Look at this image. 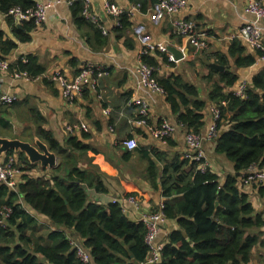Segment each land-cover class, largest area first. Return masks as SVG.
<instances>
[{
    "label": "trees",
    "instance_id": "trees-1",
    "mask_svg": "<svg viewBox=\"0 0 264 264\" xmlns=\"http://www.w3.org/2000/svg\"><path fill=\"white\" fill-rule=\"evenodd\" d=\"M127 1L138 5L141 12H146L157 2ZM36 2L0 0V15L8 20L16 41H28L35 24L33 21L15 23L8 14L9 10L19 8L26 11ZM70 9L75 23L86 27L84 37L89 46L93 49L104 46L107 35L98 25L82 17V0H72ZM130 17L126 13L120 14L119 25L112 24L110 32L120 38L131 26ZM15 40L5 37L0 29V59H5L16 48ZM243 50L241 42L233 40L228 54H219L214 61L223 65L224 70L206 64L205 77H200L201 91H207L206 99L219 110L214 151L230 161L234 171L220 183L218 175L210 167L200 169L203 159L192 161L178 155L167 162L164 172L169 174L161 178L165 197L162 212L166 221L176 222L177 228L162 242L157 264H248L253 248L264 245V232L260 230L264 227V216L254 210L240 187L248 169L264 163V63L246 83L244 95H235L233 87L239 82L237 70L251 66L261 55L259 52L256 55L243 54ZM140 58L154 67V76L165 91V99L178 125L186 132L192 130L199 133L208 102L203 99L198 87L186 80L182 71L168 76L157 71L162 63L175 64L168 61L164 52L154 49ZM9 70L26 71L29 76L35 77L45 72V66L36 56L23 55L10 63ZM16 104L18 100L11 106ZM103 105L106 106V103ZM28 114L30 122L40 124L43 121V116L32 107L28 108ZM0 125L5 128L10 124L0 118ZM39 134L57 157V166L51 170L49 177L30 175L28 172L37 168V164H31L24 152L10 150L4 157H14L22 175L20 179L18 175L16 190L0 183V264L146 263L150 251L144 241V224L129 220L123 206L117 202L103 204L92 199L81 186L85 184L99 193H107L101 173L85 156L89 145L71 135L59 143L44 128ZM171 138L165 139L169 141ZM147 171L150 177L155 178L156 168L151 161ZM252 185L264 196V182ZM128 196L141 200L135 193H127ZM20 199L23 201L19 202ZM23 202L47 216L56 226V230L46 235L49 244L39 243L35 238L36 223L33 215L23 207ZM58 227L71 230L81 240V247L90 256L89 262L77 257V247L71 245L67 231ZM253 229L256 231L253 232ZM26 230H29L27 235Z\"/></svg>",
    "mask_w": 264,
    "mask_h": 264
},
{
    "label": "crops",
    "instance_id": "crops-1",
    "mask_svg": "<svg viewBox=\"0 0 264 264\" xmlns=\"http://www.w3.org/2000/svg\"><path fill=\"white\" fill-rule=\"evenodd\" d=\"M50 1L51 6L47 10L46 21L41 26L35 25L30 33V39L26 42L15 40L8 20L4 15H0V29L4 36L17 42L16 48L6 56L5 60L13 62L23 55H34L45 66L47 79L50 73L57 70L72 78L85 63L106 65L110 71L109 75L101 80L102 99L86 89L80 96L67 100L62 97L59 87L47 79L18 80L0 72V95H14L18 100L15 106L0 107V118L10 124L5 128L0 125V137L19 138L24 141H32L33 137H37L46 144L39 134L41 128L48 130L59 143H63L69 135L76 136L84 144L89 145L85 156L101 173L107 188L106 194L112 198L121 199L123 212L129 220L139 221L142 213L157 208L165 201L161 178L169 174V172H164L167 168L166 164L178 155L182 158L186 148L185 133L187 130L178 125L165 95L152 93L140 85L136 66L139 63L143 44L138 38L139 35L142 38H151L150 43L153 45L163 44L166 47L173 45L183 53V58L178 63L174 65L162 63L157 71L166 76L182 71L186 80L198 87L201 96L208 102L203 125L199 131L203 137V150L207 165L218 175L220 183L225 181L227 174L233 173V164L223 155L216 153L213 140L206 138L207 129L212 122V104L206 99L207 91L200 89V77L202 75L205 77L206 64L215 63V58L219 54H228L233 40L241 42L244 47L243 54L256 55L258 52L242 38L231 36L237 34L245 23L254 20V16L245 11V5L249 0H186L187 6L179 15L193 19L198 29L206 33L207 47L198 51H194L186 39L176 35L167 16L157 14L152 6L146 12L135 10L130 17V28L120 38H117L113 32H110L112 22L104 12L103 5L107 0H90L92 11L101 17L108 31L107 43L100 48L93 49L84 37L86 27L75 23L70 4L66 1L56 4L55 0ZM109 1L120 7L131 5L127 0ZM257 24L262 28V40L264 41V22L260 20ZM262 63L264 60L257 56L254 64L239 68L237 70L239 82L234 85L233 89L242 81L249 83ZM199 71L200 76L198 77ZM126 96L129 97L125 102ZM136 97L147 101L150 125H157L165 119L175 126V132L169 141H160L145 126L130 122L137 113L136 106L131 105L130 101ZM104 102L106 106L103 105ZM29 107L36 109L43 116L40 124L29 121ZM105 107L109 109L108 114L103 113ZM110 120L112 124H109ZM82 124L84 128L80 127ZM67 126H71L72 130H68ZM82 132L88 135H83ZM127 138L137 140L138 147L134 151H127L121 144ZM5 156L6 154L0 159ZM149 161L156 168L155 178L148 174ZM83 165L85 166L86 163ZM36 166L37 168L28 172L30 175L47 176L57 165L53 168L40 167L39 164ZM20 174H18L19 178ZM240 187L247 195L254 210L264 216V196H261L253 185L242 183ZM127 193L140 196L141 200L137 201L139 208H135L127 200ZM22 201L23 199L19 200V202ZM23 204V207L34 217L35 238L39 243L49 244L50 241L46 235L56 230V226L47 216L37 213L24 202ZM58 228L67 231L73 247L82 246L81 240L71 230L64 227ZM176 228L175 221L167 220L162 223L157 241L161 243L165 241L166 237ZM260 230L264 232V228ZM28 231L26 230V235ZM248 264H264V245H256L253 248Z\"/></svg>",
    "mask_w": 264,
    "mask_h": 264
},
{
    "label": "built area",
    "instance_id": "built-area-1",
    "mask_svg": "<svg viewBox=\"0 0 264 264\" xmlns=\"http://www.w3.org/2000/svg\"><path fill=\"white\" fill-rule=\"evenodd\" d=\"M66 1L68 4L72 0H55L54 3ZM51 6V1H37L35 6L22 11L19 8H11L8 12L17 24L23 21H33L36 26L44 24L47 18V10ZM187 6L186 0H157L152 6L153 10L161 15H166L169 19L173 32L186 39L189 46L194 50H202L207 47L206 33L201 31L197 27V23L190 18H183L179 13ZM105 15L110 17L112 24L119 25L118 17L122 13L132 15L135 10H139L138 5L131 4L129 7H120L119 5L109 0L104 2ZM245 11L254 16L253 21L245 23L238 31L237 34L231 35L232 37L242 38L251 48L259 50L261 53V60H264V41L262 40V28L257 24V21L262 20L264 22V0H249L245 5ZM82 17L91 22L97 24L102 33L106 35L108 33L106 27L101 24V19L98 14L91 10L90 0H82ZM143 47L140 50V57L142 54H146L148 51L157 49L158 51L167 54L168 61L178 63L179 60L175 59L167 47L163 44L153 45L150 43L151 38H142L138 35ZM182 60V59H180ZM9 65L5 59H0V72L13 79L25 80V81H38L47 79L46 72L31 77L26 71L14 70L9 72ZM109 67L103 64L85 63L81 65L78 72L74 77L69 78L61 71H54L48 75L47 81L56 84L63 98L72 100L77 96H80L85 89H89L99 99H102L100 93L101 79L109 75ZM154 67L144 63L141 58L136 66V73L139 78V83L142 87L146 88L152 93L164 95V89L154 76ZM245 81H242L235 88V95L242 96L246 88ZM17 100V97L9 94L0 95V106H8ZM223 103V102H222ZM131 105L136 106L137 116H135L130 122L140 126H145L149 129V132L158 140L166 141L165 138L171 137L175 131V127L163 119L160 124L150 125L148 123V103L144 98L136 97L130 101ZM212 122L207 129L206 138L212 140L217 135L216 120L219 117V110L217 106L212 107ZM104 114L109 113V109L105 107L103 109ZM81 128L85 126L80 125ZM68 130H72L71 126H67ZM185 143L187 149L185 150L182 158H187L192 161H201L200 169L205 170L208 168L206 156L203 150V137L200 133L189 130L185 134ZM121 144L127 151H133L138 147L137 140L135 138L124 139ZM19 174V168L15 164L14 157L8 156L5 160H0V182L9 186L14 185L16 176ZM242 183L246 185H252L254 183L264 182V163L251 166L247 171V176L242 178ZM15 188V187H14ZM13 188V189H14ZM127 200L132 203L135 208H139L137 201L132 197H127ZM165 216L162 211L142 213L140 221L144 224L145 235L144 241L150 251V256L146 260V264H157L160 261L162 244L158 243L157 237L160 231V225L164 223ZM77 257L83 262H89L90 256L88 252L78 246Z\"/></svg>",
    "mask_w": 264,
    "mask_h": 264
},
{
    "label": "water",
    "instance_id": "water-1",
    "mask_svg": "<svg viewBox=\"0 0 264 264\" xmlns=\"http://www.w3.org/2000/svg\"><path fill=\"white\" fill-rule=\"evenodd\" d=\"M167 50L179 60L183 58V53L173 45H168ZM211 66L217 70H224L223 65L211 63ZM24 152L31 164H39L40 167L53 168L57 165L56 155L49 150L48 145L40 141L37 137H33L32 141H24L19 138L0 137V157L4 156L8 151ZM86 194L99 203L108 204L117 202L122 204L121 199H115L105 193L96 192L93 188H88L85 184L81 185Z\"/></svg>",
    "mask_w": 264,
    "mask_h": 264
},
{
    "label": "bare ground",
    "instance_id": "bare-ground-1",
    "mask_svg": "<svg viewBox=\"0 0 264 264\" xmlns=\"http://www.w3.org/2000/svg\"><path fill=\"white\" fill-rule=\"evenodd\" d=\"M91 10H92V9H91ZM98 17L101 19L100 16H98ZM101 21H102V19H101ZM94 24H95V23H94ZM101 24L104 25V22H103V23L101 22ZM95 25H97V24H95ZM256 51L259 52V50H256ZM173 56H174V55H173ZM174 58H175V57H174ZM175 59H176V58H175ZM235 91H236V90H234V93H235ZM242 96H243V95H242ZM161 121H162V120H161ZM161 121L159 122V124L161 123ZM173 126H174V125H173ZM174 127H175V126H174ZM174 132H175V131H174ZM174 132H173V133H174ZM186 133H187V132H186ZM186 133H185V134H186ZM213 139H214V138H213ZM213 139H212V140H213ZM17 177H18V175H17ZM16 183H17V179H16L14 185L9 186V185L6 184V186H8L9 189H13L14 187H16ZM162 209H163V204L161 203V204L159 205V208H158L157 211H162ZM154 212H156V211H154ZM165 220H166V218H165ZM165 220H164V221H165Z\"/></svg>",
    "mask_w": 264,
    "mask_h": 264
},
{
    "label": "clouds",
    "instance_id": "clouds-1",
    "mask_svg": "<svg viewBox=\"0 0 264 264\" xmlns=\"http://www.w3.org/2000/svg\"><path fill=\"white\" fill-rule=\"evenodd\" d=\"M165 54H166V53H165ZM166 56H167V54H166ZM181 59H182V58H181ZM179 61H180V59H179ZM179 61H178V62H179ZM10 63H11V62H10ZM77 72H78V71H77ZM101 80H102V79H101ZM85 90H86V89H85ZM85 90H84V91H85ZM84 91H83V92H84ZM10 105H11V104H10ZM0 107H1V106H0ZM5 159H6V158L0 159V160L3 161V160H5ZM18 168H19V167H18ZM245 172H246V171H245ZM20 173H21V174H20ZM19 174H20V176L22 175V171L20 170V168H19ZM19 179H20V178H19ZM18 182H19V180H18ZM0 183H1V182H0ZM241 183H242V181H241ZM3 184H4V183H3ZM5 185H6V184H5ZM16 188H17V186H16L14 189H12V190H16ZM158 207H159V206H158ZM139 221H140V220H139ZM165 221H166V220H165ZM160 228H161V225H160ZM263 228H264V227H263ZM158 243H161V242L158 241ZM161 244H162V246H163V243H161Z\"/></svg>",
    "mask_w": 264,
    "mask_h": 264
},
{
    "label": "rangeland",
    "instance_id": "rangeland-1",
    "mask_svg": "<svg viewBox=\"0 0 264 264\" xmlns=\"http://www.w3.org/2000/svg\"><path fill=\"white\" fill-rule=\"evenodd\" d=\"M50 176V174L49 175H47L46 177H49Z\"/></svg>",
    "mask_w": 264,
    "mask_h": 264
}]
</instances>
